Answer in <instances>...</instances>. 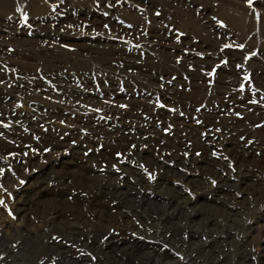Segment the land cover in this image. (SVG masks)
<instances>
[{
    "label": "rangeland",
    "instance_id": "obj_1",
    "mask_svg": "<svg viewBox=\"0 0 264 264\" xmlns=\"http://www.w3.org/2000/svg\"><path fill=\"white\" fill-rule=\"evenodd\" d=\"M0 138V264H264V0H0Z\"/></svg>",
    "mask_w": 264,
    "mask_h": 264
},
{
    "label": "bare ground",
    "instance_id": "obj_2",
    "mask_svg": "<svg viewBox=\"0 0 264 264\" xmlns=\"http://www.w3.org/2000/svg\"><path fill=\"white\" fill-rule=\"evenodd\" d=\"M59 75V74H58ZM62 75V74H61ZM28 82V81H27ZM24 83V82H23ZM107 91V90H106ZM206 106V105H205ZM219 106V105H218ZM147 112V111H146ZM137 113V112H136ZM44 114V113H43ZM45 116V115H44ZM115 116V115H114ZM140 115H138V117H139ZM91 118V117H90ZM129 118V117H128ZM144 118V117H143ZM86 120V119H85ZM97 120V119H96ZM132 120V119H131ZM140 120H142L141 118H140ZM155 120V119H154ZM86 121H88V120H86ZM91 121V120H90ZM80 122V121H79ZM140 122V121H139ZM10 124V123H9ZM13 124V123H12ZM106 124V123H105ZM120 124V123H119ZM25 125V124H24ZM130 125H132V124H130ZM97 126V125H96ZM125 126V125H124ZM129 126V125H128ZM19 127V126H18ZM133 127V126H132ZM129 128V127H128ZM137 128V127H136ZM112 129V128H111ZM139 129V128H138ZM35 130H37L36 128H35ZM107 130V129H106ZM128 130V129H127ZM42 131V130H41ZM121 131V130H120ZM43 132V131H42ZM110 133V132H109ZM123 133V132H122ZM203 133V132H202ZM21 134V133H20ZM34 134V133H33ZM43 133H40V134H37V137L38 138H43L41 135H42ZM58 134V133H57ZM148 134V133H147ZM154 134V133H153ZM215 134V133H214ZM19 135V134H18ZM48 135H50V134H48ZM53 135V134H52ZM91 135V134H90ZM120 135H122V134H120ZM209 135V134H208ZM26 136V135H25ZM33 136V135H32ZM41 136V137H40ZM203 136V135H202ZM234 136V135H233ZM35 137H36V135H35ZM34 137V138H35ZM48 137V136H47ZM59 137V135L57 136V138ZM89 137V136H88ZM230 137V136H229ZM110 138V137H109ZM1 139V138H0ZM90 139V138H89ZM111 139V138H110ZM131 139V138H130ZM207 139V138H206ZM232 139V138H231ZM14 140V139H13ZM35 140V139H34ZM52 140V139H51ZM54 140V139H53ZM239 140V139H238ZM7 141V140H6ZM39 141H41V140H39ZM206 141H208V140H206ZM205 141V142H206ZM17 142H18V140H17ZM16 142V143H17ZM50 142V141H49ZM13 143V142H12ZM34 143V142H33ZM55 143V142H54ZM57 143H58V141H57ZM61 143V142H60ZM209 143V142H208ZM244 143V142H243ZM252 143V142H251ZM24 144V143H23ZM22 144V145H23ZM72 145V144H71ZM134 145V144H133ZM211 145V144H210ZM229 145H230V147H231V145L233 146V147H236V149H240V151L243 153L244 152V149H243V147L244 148H246V146H241L240 145V143H238L236 140H233V141H229ZM19 146V145H18ZM114 146V145H113ZM12 147V146H11ZM22 147V146H21ZM33 147V146H32ZM233 147H231L232 149H234ZM248 147H250V146H248ZM247 147V148H248ZM251 147H253V149L251 150V149H247V150H250V151H257V152H259L261 149H259L258 147H256L254 144L253 145H251ZM139 148V147H138ZM230 148V152H234V151H232V149ZM18 149V148H17ZM44 149V148H43ZM141 149V148H140ZM33 150V149H32ZM41 150V149H40ZM138 151V150H137ZM238 151V150H237ZM215 152V151H214ZM213 152V153H214ZM239 152V151H238ZM118 153V152H117ZM260 153V152H259ZM47 154V151H45V153H43V155H46ZM251 154V153H250ZM253 154H255V153H253ZM39 153H36V154H34L33 156H32V158H38L39 156ZM129 155V154H128ZM130 156V155H129ZM236 156V155H235ZM57 157L60 159V160H63V159H66L67 157H69L70 159H71V161H69L68 163L69 164H71V166H73V167H76L77 168V170L78 171H84V169L83 168H86V164H84L83 162H80V161H82V159L81 158H83V157H81V155L78 153V151H76L75 150V148H71L70 150L69 149H67V150H65L63 153H59V154H57ZM117 157H118V155H117ZM264 157V156H263ZM17 158V157H16ZM68 158V159H69ZM79 159H80V161H79ZM211 159V158H210ZM18 161V160H17ZM84 161V160H83ZM207 161V160H206ZM23 162V161H22ZM65 162V161H64ZM124 162V161H123ZM6 163V162H5ZM18 163V162H17ZM16 163V164H17ZM93 167V166H92ZM95 167V166H94ZM90 169H91V167H90ZM102 170V169H101ZM94 171V170H93ZM103 171V170H102ZM112 172H114V171H112ZM111 172V173H112ZM116 172V171H115ZM59 177V176H58ZM119 177V176H118ZM61 179V178H60ZM212 188V187H211ZM94 189V188H93ZM214 190V189H213ZM94 191H95V189H94ZM91 192L92 191H90V192H86L87 193V196H84V200H86V198L87 197H91V195L93 194H91ZM80 194V193H79ZM82 194V193H81ZM72 197V196H71ZM83 197V196H82ZM88 201V200H87ZM27 234V233H26ZM23 235V234H22ZM24 238V237H23ZM23 240V239H22ZM27 253V252H26ZM37 254V253H36ZM33 257V256H32Z\"/></svg>",
    "mask_w": 264,
    "mask_h": 264
},
{
    "label": "snow or ice",
    "instance_id": "obj_3",
    "mask_svg": "<svg viewBox=\"0 0 264 264\" xmlns=\"http://www.w3.org/2000/svg\"><path fill=\"white\" fill-rule=\"evenodd\" d=\"M251 2H252V0H249V3L251 4ZM19 10V9H18ZM24 19H27V17H26V15H25V17H24ZM0 171H2V170H0ZM21 183H23V181H21ZM4 202L2 201V200H0V204H3Z\"/></svg>",
    "mask_w": 264,
    "mask_h": 264
}]
</instances>
